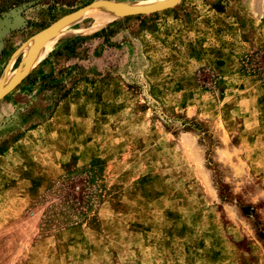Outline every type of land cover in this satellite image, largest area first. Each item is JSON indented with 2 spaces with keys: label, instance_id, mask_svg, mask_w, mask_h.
<instances>
[{
  "label": "rangeland",
  "instance_id": "374dc122",
  "mask_svg": "<svg viewBox=\"0 0 264 264\" xmlns=\"http://www.w3.org/2000/svg\"><path fill=\"white\" fill-rule=\"evenodd\" d=\"M96 1L0 0V264H264V0L98 4L32 55Z\"/></svg>",
  "mask_w": 264,
  "mask_h": 264
},
{
  "label": "water",
  "instance_id": "95a60500",
  "mask_svg": "<svg viewBox=\"0 0 264 264\" xmlns=\"http://www.w3.org/2000/svg\"><path fill=\"white\" fill-rule=\"evenodd\" d=\"M103 1V0H101ZM181 0H169L165 3L156 4L149 7H140V8H131L129 10H126L124 12L130 13V14H140V13H152L167 7H172L174 5H177ZM100 1L92 2L70 14L65 15L63 18L55 22L53 25H51L49 28L50 30V38L53 37V34L63 25L70 23L74 21L77 17L81 16L87 9H89L93 4L98 3ZM123 13V12H122ZM23 80V76H21L12 86H10L7 90L0 93V100H2L8 93H10L21 81Z\"/></svg>",
  "mask_w": 264,
  "mask_h": 264
},
{
  "label": "bare ground",
  "instance_id": "6f19581e",
  "mask_svg": "<svg viewBox=\"0 0 264 264\" xmlns=\"http://www.w3.org/2000/svg\"><path fill=\"white\" fill-rule=\"evenodd\" d=\"M167 1H169V0H167ZM167 1H164V2H157V3H154V4H150V5H136V6H133L132 8H140V7H149V6H153V5H156V4H160V3H165V2H167ZM113 2H105V1H100V2H98V3H95V4H93L89 9H87L81 16H79V17H77L76 19H78V18H80V17H82V16H84L91 8H93L94 6H96V5H98L99 7H98V9L96 10V11H94V12H96L97 13V11H101V14H103L102 13V10L105 12V13H107L108 15H110V16H112L114 13H115V11H117V10H119L120 12H124V11H126V10H129V9H131V8H128V9H124V8H122V9H119V6H117L116 4L114 5V4H112ZM93 11H90V12H93ZM100 13V12H99ZM118 13V12H117ZM103 16V15H102ZM108 17V16H107ZM76 19H74V20H76ZM50 36V30L49 29H46L45 31H43L42 33H41V40L38 42V45L36 46V49H34L33 50V52H32V55H34L36 52H37V50H39V49H41L42 47H44L47 43H49L50 41H52L53 39H55L54 37H49ZM32 59H33V57H32ZM31 60H29V62H30ZM33 61V60H32ZM31 61V62H32ZM24 65V64H23ZM21 66L20 67V72L21 71H23V69H24V67L26 68H28V67H30V65L28 64V62H26V66L24 65V66ZM23 75V74H22ZM22 75H20L19 77H18V79L22 76ZM17 79V80H18ZM17 80H14L11 84H9L6 88H3V89H1L0 90V93H2V92H4L5 90H7L10 86H12Z\"/></svg>",
  "mask_w": 264,
  "mask_h": 264
},
{
  "label": "trees",
  "instance_id": "16d2710c",
  "mask_svg": "<svg viewBox=\"0 0 264 264\" xmlns=\"http://www.w3.org/2000/svg\"><path fill=\"white\" fill-rule=\"evenodd\" d=\"M74 40H76V38L75 39H73V41ZM72 48V43H67L66 45H64L63 46V49H66V50H70ZM53 54V52L51 53V55ZM260 58H262V60H264V54H262V55H260L259 57H255V58H253V59H249L250 61L248 62V64H247V67H253V65H257L258 64V60L260 59ZM255 67V66H254ZM42 68H39L38 70H37V72H40V70H41ZM53 73H52V71H50V73H46V74H43L42 75V86L43 87H45V86H53L54 84H53V75H52ZM30 77V76H29ZM38 78V76L36 75L34 78H32V81H34V82H36L37 79Z\"/></svg>",
  "mask_w": 264,
  "mask_h": 264
}]
</instances>
